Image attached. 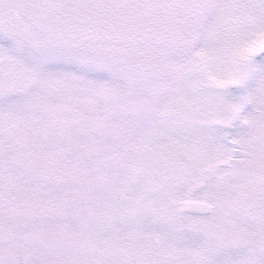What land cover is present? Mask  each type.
Segmentation results:
<instances>
[{"label": "snow or ice", "instance_id": "1", "mask_svg": "<svg viewBox=\"0 0 264 264\" xmlns=\"http://www.w3.org/2000/svg\"><path fill=\"white\" fill-rule=\"evenodd\" d=\"M0 264H264V0H0Z\"/></svg>", "mask_w": 264, "mask_h": 264}]
</instances>
